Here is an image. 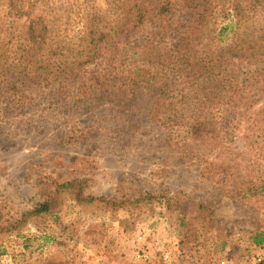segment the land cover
<instances>
[{"label": "rangeland", "instance_id": "374dc122", "mask_svg": "<svg viewBox=\"0 0 264 264\" xmlns=\"http://www.w3.org/2000/svg\"><path fill=\"white\" fill-rule=\"evenodd\" d=\"M94 5L107 8L104 0H0L1 39L12 19L16 29L39 14L79 27ZM73 117L83 135L72 144L33 129L0 146V264H264V244L253 241L264 230V159L251 141L213 153L199 146L204 155L192 160L181 135L167 137L145 114L104 105ZM44 202L49 212L28 215Z\"/></svg>", "mask_w": 264, "mask_h": 264}, {"label": "trees", "instance_id": "16d2710c", "mask_svg": "<svg viewBox=\"0 0 264 264\" xmlns=\"http://www.w3.org/2000/svg\"><path fill=\"white\" fill-rule=\"evenodd\" d=\"M104 3L79 27L39 14L16 29L12 19L6 40L0 34V146L33 129L72 144L83 135L73 115L110 105L160 121L169 138L181 135L184 158L242 138L264 159V0ZM8 7L16 17L17 4ZM50 208L44 202L28 215ZM253 241L263 245L264 230Z\"/></svg>", "mask_w": 264, "mask_h": 264}, {"label": "built area", "instance_id": "2783aa9c", "mask_svg": "<svg viewBox=\"0 0 264 264\" xmlns=\"http://www.w3.org/2000/svg\"><path fill=\"white\" fill-rule=\"evenodd\" d=\"M219 264H231V263L228 259H222V260H220Z\"/></svg>", "mask_w": 264, "mask_h": 264}]
</instances>
